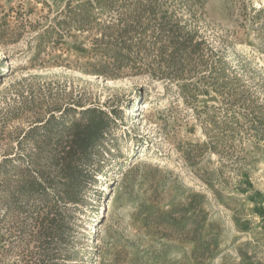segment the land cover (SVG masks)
<instances>
[{"label": "rangeland", "instance_id": "374dc122", "mask_svg": "<svg viewBox=\"0 0 264 264\" xmlns=\"http://www.w3.org/2000/svg\"><path fill=\"white\" fill-rule=\"evenodd\" d=\"M85 1L0 0V264H264V0Z\"/></svg>", "mask_w": 264, "mask_h": 264}, {"label": "trees", "instance_id": "16d2710c", "mask_svg": "<svg viewBox=\"0 0 264 264\" xmlns=\"http://www.w3.org/2000/svg\"><path fill=\"white\" fill-rule=\"evenodd\" d=\"M109 1L110 0H86L82 4L77 5L76 10L73 11L71 14L72 18H75V20H77L78 22L82 24H88L90 20L89 10L93 7V3H95L101 8V7L106 6ZM213 75H215L216 77L214 85L217 86V91H219V94L221 95H224V94L229 95V97H231L232 99L233 97L237 96L240 88H244L242 85L241 78L237 77L235 74L226 75L223 71L221 72L220 70L217 71L216 69H214ZM247 107L250 109V116H251V119L248 120L249 123H251L252 126L254 124L258 126H263L264 125V114H262L260 118H255V116L253 115L254 114L253 109L249 105ZM227 111H225V115H224V120H223L224 125L230 124L232 121H236L235 118L230 117ZM235 124H238V122L236 121ZM62 144L63 143L57 144V147H59V149H62L63 151L65 149V146L64 147L61 146ZM46 221L47 220H45V222ZM40 225L42 229L40 230V232L43 231L42 235L45 234V237H47L52 234L53 225L51 222H48V224L45 225V229H43L44 228L43 222H40Z\"/></svg>", "mask_w": 264, "mask_h": 264}, {"label": "bare ground", "instance_id": "6f19581e", "mask_svg": "<svg viewBox=\"0 0 264 264\" xmlns=\"http://www.w3.org/2000/svg\"><path fill=\"white\" fill-rule=\"evenodd\" d=\"M105 190H107V188H105V189L103 188V191H105ZM101 211H102V210H100V212H101ZM95 229H96V228H94V230H95Z\"/></svg>", "mask_w": 264, "mask_h": 264}]
</instances>
